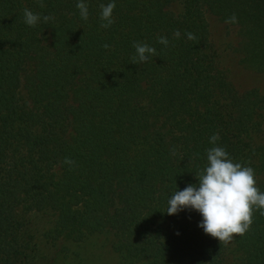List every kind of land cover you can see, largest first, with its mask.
Returning <instances> with one entry per match:
<instances>
[{
    "label": "trees",
    "instance_id": "1",
    "mask_svg": "<svg viewBox=\"0 0 264 264\" xmlns=\"http://www.w3.org/2000/svg\"><path fill=\"white\" fill-rule=\"evenodd\" d=\"M78 2L0 0V264H39L38 213L51 214V240L112 232L122 264H228L199 212L168 215L167 201L198 183L214 146L264 192V95L236 86L212 29L236 31L232 58L264 72V0H83L86 21ZM134 42L156 53L133 64ZM252 219L233 238L238 264H264V215Z\"/></svg>",
    "mask_w": 264,
    "mask_h": 264
},
{
    "label": "clouds",
    "instance_id": "2",
    "mask_svg": "<svg viewBox=\"0 0 264 264\" xmlns=\"http://www.w3.org/2000/svg\"><path fill=\"white\" fill-rule=\"evenodd\" d=\"M44 5L41 4V7ZM115 3L107 5L101 4L100 19L102 28H108L114 22L113 10ZM79 15L83 20L89 16L88 6L80 0L76 4ZM24 22L29 26H36L41 17L31 10H23ZM43 22L48 23L54 17L43 16ZM226 23H236L237 17L233 14ZM173 35L180 37L179 30ZM189 40H195L193 33H187ZM158 43L168 46L167 37H158ZM103 47L108 48L105 44ZM135 55L131 57L133 64L146 62L150 55L156 53L154 47L148 44L133 43ZM220 139L219 134L210 137V143L216 144ZM207 165L196 175L197 184H189L183 190H177L167 201L166 212L168 215L188 209L199 212L202 220L199 223L205 234L218 239L220 245H227L232 241L235 234L243 235L253 223V211L259 210L264 215V192L256 187L255 171L250 166H242L234 163L229 157V153L220 146H214L206 150ZM175 153H173L174 155ZM64 163L73 164L69 158H65Z\"/></svg>",
    "mask_w": 264,
    "mask_h": 264
},
{
    "label": "rangeland",
    "instance_id": "3",
    "mask_svg": "<svg viewBox=\"0 0 264 264\" xmlns=\"http://www.w3.org/2000/svg\"><path fill=\"white\" fill-rule=\"evenodd\" d=\"M180 6L178 5V8ZM215 18V17H213ZM213 34L223 44L224 60L231 67L232 80L240 90L258 88L264 95V72H259L248 65L237 64L232 58L238 37L235 32L227 34L229 30L219 20L213 21ZM51 214L38 213L30 218L29 232L37 242L39 264H122L120 256L113 249L114 235L104 231L88 236L85 240L74 242L67 239L51 240L43 234L52 222ZM46 233V232H45ZM233 239L228 243V264H238V257L232 249ZM231 250V251H230ZM227 264V263H226Z\"/></svg>",
    "mask_w": 264,
    "mask_h": 264
}]
</instances>
